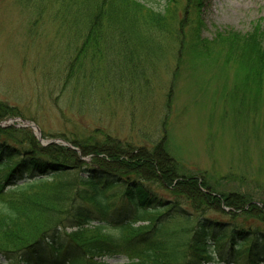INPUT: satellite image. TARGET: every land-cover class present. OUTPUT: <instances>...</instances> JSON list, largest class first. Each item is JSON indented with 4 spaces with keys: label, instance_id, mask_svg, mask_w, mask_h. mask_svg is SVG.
I'll return each mask as SVG.
<instances>
[{
    "label": "trees",
    "instance_id": "obj_1",
    "mask_svg": "<svg viewBox=\"0 0 264 264\" xmlns=\"http://www.w3.org/2000/svg\"><path fill=\"white\" fill-rule=\"evenodd\" d=\"M204 1L58 0L54 18L80 44L63 59L55 87L70 95L79 87H107L102 64L105 44L114 39L127 44L119 55L130 66L129 80L147 83L144 60L151 45L163 49L166 35L177 66L184 53L222 57L234 66L243 59L250 68L246 79L264 83V30L255 23L244 34L205 38ZM18 116L0 100V121ZM165 124L150 148L99 130L100 139L94 133L81 139L58 134L70 146L42 145L28 127H0V258L9 264H107L103 257H123L124 264H264V229L238 218L258 208L256 202L186 173L169 153ZM154 184L170 198L155 193ZM260 214L255 218L264 222Z\"/></svg>",
    "mask_w": 264,
    "mask_h": 264
},
{
    "label": "rangeland",
    "instance_id": "obj_2",
    "mask_svg": "<svg viewBox=\"0 0 264 264\" xmlns=\"http://www.w3.org/2000/svg\"><path fill=\"white\" fill-rule=\"evenodd\" d=\"M58 5V0H0V100L19 113L0 121V127L26 121L46 134L44 141L59 140L58 134L81 139L94 133L100 139L103 132L133 147L150 148L165 121L169 153L183 170L215 183L219 192L247 194L258 208L238 218L264 229V222L255 218L264 211V83L246 79L249 62L242 59L234 66L222 57L204 60L184 53L177 66L175 45L166 35L163 49L151 45L153 53L144 60L147 83L141 78L130 81V66L119 55L127 44L107 40V61L102 64L107 87H79L75 94H66L55 83L63 59L80 40H73L76 34L71 36L55 20ZM201 19V34L208 39L216 32H250L255 23L264 30V0H205ZM152 42H157L154 37ZM173 76L167 111L165 95ZM150 188L170 198L158 184ZM141 225L145 223L134 224ZM0 264L9 263L0 258Z\"/></svg>",
    "mask_w": 264,
    "mask_h": 264
},
{
    "label": "water",
    "instance_id": "obj_3",
    "mask_svg": "<svg viewBox=\"0 0 264 264\" xmlns=\"http://www.w3.org/2000/svg\"><path fill=\"white\" fill-rule=\"evenodd\" d=\"M17 126H20V127H29L31 128L33 131H34V134L35 136L37 137V139L42 143V144H47L49 142H52V143H62L63 145H67L66 142H64L63 140L59 139V140H52V141H44L42 140L41 138V132L39 130V128L34 125V124H29L27 123L26 121H22V124H19Z\"/></svg>",
    "mask_w": 264,
    "mask_h": 264
}]
</instances>
